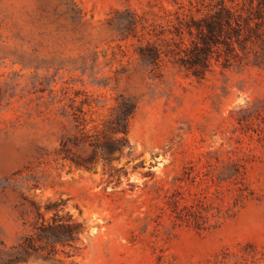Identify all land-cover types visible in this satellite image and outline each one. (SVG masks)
I'll return each mask as SVG.
<instances>
[{
    "label": "rangeland",
    "instance_id": "obj_1",
    "mask_svg": "<svg viewBox=\"0 0 264 264\" xmlns=\"http://www.w3.org/2000/svg\"><path fill=\"white\" fill-rule=\"evenodd\" d=\"M176 3L189 0H0V242L7 249L30 233L35 205L44 211L49 199H63L64 213L87 229L85 248L67 263L211 264L225 256L226 264H264V41L202 78L171 63L157 77L139 61L137 41L120 40L116 11L153 19ZM226 3L264 23L259 0ZM121 95L138 107L133 155L114 163L120 171L110 176L109 167L87 170L64 159L60 143L77 133L76 119L102 130ZM253 105L239 124L238 112ZM231 163L241 184L231 179ZM238 186L247 197H238ZM197 211L208 219L179 218Z\"/></svg>",
    "mask_w": 264,
    "mask_h": 264
},
{
    "label": "trees",
    "instance_id": "obj_2",
    "mask_svg": "<svg viewBox=\"0 0 264 264\" xmlns=\"http://www.w3.org/2000/svg\"><path fill=\"white\" fill-rule=\"evenodd\" d=\"M207 1L210 4H206ZM213 1L189 0V4L176 3L174 9L163 8L161 14L154 13L153 19L146 13L139 14L131 9L116 11L120 40L137 41L135 52L139 61L157 77H162L164 66L171 63L190 75L202 78L214 63L227 67L232 60L241 61L247 55L250 44L264 41V29H261L264 23L254 21L249 15L244 16L233 5H228L227 0H220L217 6L211 4ZM259 6L264 8V0H259ZM118 47L123 52L122 46ZM262 104L258 119L264 124V100ZM137 107V102L121 95L114 114L105 121L100 131L87 130L82 121L76 119L78 131L61 141L60 154L79 168L91 170L99 165L103 169L109 167L110 176H113V171H120L114 163L133 155L129 132ZM254 107L249 106L238 112L239 124L248 121L247 114L254 111ZM72 148L83 149L84 155H72ZM230 168L231 179L241 184L238 181V165L231 163ZM237 190L239 198L247 197L242 186H238ZM66 204L63 199H49L44 211L41 205H35V220L30 233L9 249L0 242V264H28L39 257L53 261L52 264H75L67 263V259L85 248L81 236L87 229L83 221H79L70 212L64 213ZM200 214L203 215V212L181 213L179 218H201ZM59 253L64 258L58 257ZM225 260V256L222 261L216 257L210 263L226 264Z\"/></svg>",
    "mask_w": 264,
    "mask_h": 264
}]
</instances>
